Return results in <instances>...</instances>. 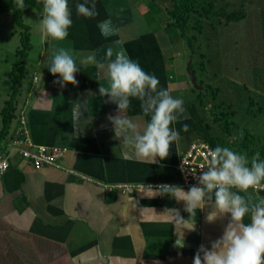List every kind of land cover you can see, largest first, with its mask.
Segmentation results:
<instances>
[{"label": "crops", "instance_id": "0c3cea01", "mask_svg": "<svg viewBox=\"0 0 264 264\" xmlns=\"http://www.w3.org/2000/svg\"><path fill=\"white\" fill-rule=\"evenodd\" d=\"M83 2L69 0L73 24L65 40H53L41 31L43 45L38 62L30 79L21 86L16 116L0 139L3 154L9 150L18 112L24 109L31 141L64 149L59 160L61 168L35 169L13 153L9 168L0 175V264H193L201 244L210 248L211 241L222 236L230 214L208 223L206 217L213 206L205 205L203 210H197L196 217L187 220L189 214L183 210V202L149 197L142 191L145 188L121 192L104 186L180 180L179 154L191 142L200 140L186 106L195 94L183 69L174 61L181 59L175 50L182 42L169 41L167 21L161 28L153 26L146 0H88L89 6L95 3L98 12L91 19L76 14L75 5ZM109 19L118 33L104 37L99 24ZM115 40L121 42L130 59L159 79L160 88L184 101V116L172 125L180 131L181 138L171 145L164 160L157 157L152 163L137 158L114 138L107 117L116 114L117 105L99 94L100 84L107 86V79L95 65L81 62L93 54L103 60L106 48ZM61 47L74 55L80 67L77 86L67 84L61 88L54 84L59 77L46 67L53 51ZM8 97V93L0 94V111ZM85 100L87 106L82 107L81 117L73 119L75 102L83 104ZM124 114L141 129L150 119L144 116L137 99L131 100ZM185 124L187 132L182 131ZM1 128L0 114V131ZM249 194L254 199L264 198V191L249 190ZM166 208L179 209L187 221L175 222L163 214ZM194 223L195 230H189ZM179 235L184 237L183 248L175 246Z\"/></svg>", "mask_w": 264, "mask_h": 264}, {"label": "clouds", "instance_id": "9594fccd", "mask_svg": "<svg viewBox=\"0 0 264 264\" xmlns=\"http://www.w3.org/2000/svg\"><path fill=\"white\" fill-rule=\"evenodd\" d=\"M14 4L19 9L26 7L24 0H14ZM42 5L41 31L53 40H65L73 24L69 0H42ZM75 10L84 18L98 15L95 3L89 6L88 0L77 3ZM99 29L104 37L118 33L110 19L102 21ZM81 62L95 65L107 79V86L100 84L99 94L117 105L116 114L107 117L113 126L114 138L121 140L120 144L137 158L152 163L157 157L166 159L171 145L181 138L180 131L172 125L184 116L183 99L160 88L159 79L130 59L119 40L106 48L103 60L93 54ZM46 67L53 76L59 77L53 83L61 88L67 84L78 85L76 74L80 67L70 51L62 47L53 51ZM132 99L139 100L144 116L150 117L142 129L124 114ZM86 106L87 100L83 104L75 102L71 109L73 119H79L82 107ZM188 130V125H183L182 131ZM208 156L207 166L201 167L198 186L192 185L186 191L177 185H148L142 191L149 197H168L177 203L183 202V210L189 214L187 220L196 217L197 210H203L205 205L213 206V211L206 217L208 223L230 214L222 236L211 241L210 248L201 244L194 254L193 264H264V198L254 199L249 194L250 189H264V159L260 158L259 152L249 159L246 153L220 145L210 150ZM124 158H128L127 153ZM163 214H168L177 223L187 221L177 208H166ZM246 217L248 222H245ZM189 230H195V223ZM175 246L185 247L183 235H179Z\"/></svg>", "mask_w": 264, "mask_h": 264}, {"label": "rangeland", "instance_id": "374dc122", "mask_svg": "<svg viewBox=\"0 0 264 264\" xmlns=\"http://www.w3.org/2000/svg\"><path fill=\"white\" fill-rule=\"evenodd\" d=\"M224 1L229 3V10H245L244 18L232 25L229 31L225 29L221 32L218 26L215 29H210L208 23L214 20L212 18L202 19L204 29L200 34L193 27L187 28V34H198V40L194 43L197 46L196 48L199 49L198 51L205 53V56L215 57L213 66L206 64V71L202 75L197 67V62L200 60L198 54L191 58L190 63H196L193 67L196 71L197 82L201 79L204 82H212L221 88V94L216 101L223 99L234 103V115L231 118L234 124L230 137L220 133L215 123L210 122L213 126V131L219 134V143H231L236 137V132L246 128L250 133L257 136L255 147L259 148L264 143V110L252 117L247 113L246 107L249 99H251L252 111L256 112V108L259 106L264 109V0ZM40 2V0H36L33 8L23 15V22L29 26L31 47L23 62L25 73L18 86L17 101L20 97L21 86L30 79L33 73L43 45L40 29V20L42 18ZM161 9H154L156 12L153 10L147 13L148 17L153 20V26L156 29L161 28L163 22L166 21L163 7ZM196 17L194 15L191 22ZM19 31L20 28L11 22L9 12L0 13V94L8 93L9 95L11 93V70L17 59L16 51L20 46ZM158 33L162 34L163 32L160 30ZM219 37H222L223 43H220ZM178 48L181 50L175 51L176 54L180 52L181 59L175 58L174 61L178 67L183 69L182 73L189 81L186 72V65L189 62L188 52L185 51L183 43ZM183 50L184 52H182ZM222 52L224 53L223 59L220 58V53L222 54ZM167 56L169 57L168 53ZM227 59L228 61H226ZM217 62H219L218 65L221 64L225 67L223 72L217 70ZM214 71L218 72L220 79L213 76L212 73ZM197 85L202 88V85ZM244 86L248 89H243ZM191 88L196 90L192 85ZM207 100V106L201 110L206 118L209 117L208 109L212 106L210 96L207 97ZM262 157L264 158V155Z\"/></svg>", "mask_w": 264, "mask_h": 264}, {"label": "trees", "instance_id": "16d2710c", "mask_svg": "<svg viewBox=\"0 0 264 264\" xmlns=\"http://www.w3.org/2000/svg\"><path fill=\"white\" fill-rule=\"evenodd\" d=\"M163 1V2H162ZM146 0L148 6V12L154 9L162 10L163 7L166 25L165 32L171 43L181 41L184 45L185 51L188 52V57L193 58L197 55L200 60L197 62V67L200 70V74L206 71V64L213 66L215 57L205 56V53L198 51L197 46L194 45L195 41L198 40V34L203 32L202 19L212 18L214 20L208 23L210 29H215L220 27L221 32L223 30H230L232 25L240 22L245 16V10H229V3L224 0ZM36 0H24L25 8L19 9L15 6L14 0H0V13L9 12L11 15V22L20 28L19 31V42L20 46L16 51L17 59L12 65V89L9 94L8 99L5 101L3 108L0 111L2 128L0 131V139L4 137L8 130L11 121L16 116V106H17V94L19 93L18 86L20 80L24 75L23 62L27 57V52L29 51L31 44L29 42V26L23 22V15L30 11ZM155 11V10H154ZM147 12V13H148ZM156 12V11H155ZM196 15V19L192 21V17ZM193 23V24H192ZM189 27H193L197 30L198 34H187L186 30ZM220 43H223L222 37H219ZM220 53V58L224 55ZM226 58V56H225ZM223 59V58H222ZM218 61V60H217ZM228 61V59L226 60ZM224 60V62H226ZM217 70L223 72L225 67L223 65H218ZM196 63H190L189 70L193 73L196 80V71L194 69ZM227 68V67H226ZM214 71L212 74L217 79L219 74ZM215 80V79H214ZM197 84L202 85L200 90H194L191 88L192 92L195 94V98L186 103L187 110L190 117L196 127L199 134V139L207 142L212 149L217 145L222 147H229L237 152L246 153L251 159V157L259 152L260 158L264 159V143L261 147L256 148L255 142L257 141V136L250 133L246 128H242L236 132V137L231 143L220 144L219 134L213 131V126L210 122L215 123L220 133H224L228 137L231 136L232 127L234 122L232 117L234 115L233 102L226 100L216 101L221 94V88L212 82H204L203 80L196 81ZM213 84V85H212ZM243 89L247 90L246 86ZM210 96L212 100V106L208 109L209 117L203 116L201 110L207 106V97ZM252 100L249 99L246 111L252 117L256 113H261L264 109L262 107H257L256 112L252 111ZM210 118V120H208Z\"/></svg>", "mask_w": 264, "mask_h": 264}, {"label": "built area", "instance_id": "2783aa9c", "mask_svg": "<svg viewBox=\"0 0 264 264\" xmlns=\"http://www.w3.org/2000/svg\"><path fill=\"white\" fill-rule=\"evenodd\" d=\"M36 80V78H34ZM213 150L205 141L197 140L189 144V146L179 154L177 168L180 174V180L176 183H157V184H110L104 185L107 189H119L126 192L132 188L144 189L148 185L170 184L181 186L188 189L192 185L198 186V177L201 175V167L207 166L208 153ZM15 153L19 158L28 161L33 168L39 169L44 166H52L61 168L59 160L64 154V149L57 147H48L43 145H35L28 133L27 120L24 109L18 112L17 124L10 139L9 150L0 154V175L3 174L10 166V158ZM82 180H89L86 176L78 174L72 169H65ZM206 170V169H205ZM252 190V189H250ZM264 191V189L253 190Z\"/></svg>", "mask_w": 264, "mask_h": 264}, {"label": "water", "instance_id": "95a60500", "mask_svg": "<svg viewBox=\"0 0 264 264\" xmlns=\"http://www.w3.org/2000/svg\"><path fill=\"white\" fill-rule=\"evenodd\" d=\"M190 61H191V58H189V62H188L187 65H186V72H187V75H188V77H189V81H190L191 85H192L196 90H200V89H201V86H198V85H197L193 73L189 70Z\"/></svg>", "mask_w": 264, "mask_h": 264}]
</instances>
